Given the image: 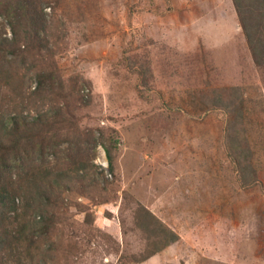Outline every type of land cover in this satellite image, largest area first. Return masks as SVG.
Listing matches in <instances>:
<instances>
[{
  "label": "rangeland",
  "instance_id": "obj_1",
  "mask_svg": "<svg viewBox=\"0 0 264 264\" xmlns=\"http://www.w3.org/2000/svg\"><path fill=\"white\" fill-rule=\"evenodd\" d=\"M43 1L44 30L31 33L21 18L15 53L0 56V120L47 111L43 137L59 145L46 161L64 164L67 148L80 146L98 185L57 188L45 207L57 219L50 234L14 248L9 262L264 264V66L253 61L232 1ZM14 3L0 0V13L14 18ZM8 27L0 15V35L11 41ZM41 72L51 86L33 98ZM234 88L247 147L242 177L224 148L225 114L207 103ZM51 180L42 179L47 193ZM139 205L179 237L143 262Z\"/></svg>",
  "mask_w": 264,
  "mask_h": 264
},
{
  "label": "trees",
  "instance_id": "obj_2",
  "mask_svg": "<svg viewBox=\"0 0 264 264\" xmlns=\"http://www.w3.org/2000/svg\"><path fill=\"white\" fill-rule=\"evenodd\" d=\"M231 1L254 63L257 66H264V0ZM43 4V0H15L13 5L15 12L11 11L15 13L14 18H11V14L1 11L0 15L5 16L10 24L11 30L10 27L8 28L12 31V33L10 32L12 40L9 41L6 36L0 35V56L9 52L10 54L15 53L12 45L22 31L19 30L21 18L25 22V29L31 33L37 34L40 30H44ZM45 4H50V1L46 0ZM1 8L10 9L11 7L4 8L2 6ZM19 13H22L23 17H20ZM45 80L44 73L37 74V81L32 92L33 98L43 92L46 85L47 88L51 86V82L47 83ZM236 90V88L232 89V92L228 90V95L225 96L212 93L207 103L210 109L220 110L225 114L224 148L235 163L233 166L237 168V173L242 177L246 174L242 170V166L244 168L248 166L245 155L247 147L243 136L244 129L241 126L242 111L238 110V106L242 103L237 100V95L233 92ZM245 105H249V103H245ZM48 116L49 113L45 111L34 115L27 113L25 116H9L5 120H0L1 136H4L3 139H0V264H11L9 258L14 248L19 251L22 249L20 245L31 246L37 240L50 234V229L53 227L51 223L53 225L57 219L53 220L55 215H51L53 212L48 214L45 207L56 203L53 197L57 188L66 191L70 185L79 183L81 189L86 191L90 187H94L95 184L98 185L97 181L90 176V169H88L87 161L83 159V149L80 146L76 149L67 148L64 152L67 160L61 159V161L65 160L64 164L60 163L57 158H55V164H50L48 159L46 161L47 155L52 154V146L57 147L59 145H54L49 142L50 139L47 140L46 137H43L44 128L50 123ZM36 137L41 142L31 149L30 146L33 145ZM1 140L7 141L8 144H4ZM97 144V141L93 142L94 147ZM104 151L111 166L112 159L106 146ZM53 154L58 156L57 151H54ZM37 160L41 161L40 164L35 163ZM14 169L17 173L16 179H13L10 173ZM33 169L38 170H35L32 175ZM38 175L40 176L37 177ZM49 175L54 176V180L49 182L51 193H47L46 185L42 182V179ZM15 180L18 182L15 183ZM22 192H25L24 195L30 194L27 195L28 199L26 198L24 202V209L20 216L16 217L18 211L16 199L22 195ZM138 208L140 216L137 222L142 228L143 238L147 244L142 253V259L137 260L144 261L177 242L179 237L147 209L141 205ZM30 209L34 211L31 221L25 220L23 226L19 224L20 226L14 230L8 229V227L13 229V226L24 219ZM11 213H14L12 217H10ZM41 263L46 264L38 258L37 264Z\"/></svg>",
  "mask_w": 264,
  "mask_h": 264
},
{
  "label": "crops",
  "instance_id": "obj_3",
  "mask_svg": "<svg viewBox=\"0 0 264 264\" xmlns=\"http://www.w3.org/2000/svg\"><path fill=\"white\" fill-rule=\"evenodd\" d=\"M143 262V261H142Z\"/></svg>",
  "mask_w": 264,
  "mask_h": 264
}]
</instances>
